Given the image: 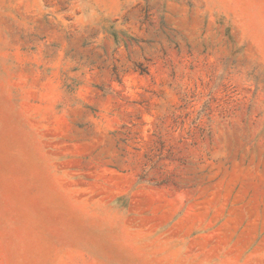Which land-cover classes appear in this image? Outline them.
Instances as JSON below:
<instances>
[{
	"label": "rangeland",
	"instance_id": "obj_1",
	"mask_svg": "<svg viewBox=\"0 0 264 264\" xmlns=\"http://www.w3.org/2000/svg\"><path fill=\"white\" fill-rule=\"evenodd\" d=\"M0 264H264V0H0Z\"/></svg>",
	"mask_w": 264,
	"mask_h": 264
}]
</instances>
